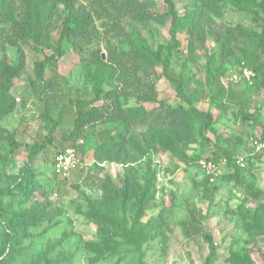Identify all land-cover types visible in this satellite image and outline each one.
Returning <instances> with one entry per match:
<instances>
[{
  "label": "rangeland",
  "instance_id": "374dc122",
  "mask_svg": "<svg viewBox=\"0 0 264 264\" xmlns=\"http://www.w3.org/2000/svg\"><path fill=\"white\" fill-rule=\"evenodd\" d=\"M9 1L21 18L26 10L23 0ZM42 1L44 44L25 40L22 30L8 23L0 0V76L19 68L9 81L14 109L0 122V264H206L209 242L202 234L184 230L193 210L204 216V230L213 235L214 264H234L235 253L241 264H264V196L253 200L249 195V190L264 192V150L255 149V142L264 138V89H255L258 79L230 83V96L218 102L208 66L210 54L222 59L224 53L215 30L222 34L231 28L238 40L222 62L227 71L223 83L231 73L252 68L250 53L264 31L263 0H252L246 11L230 0H200L191 33L178 32L181 51L170 52L172 68L186 82L182 97L163 75L160 63L140 65L132 51L133 42L140 40L152 50L172 42V17L164 0H74L72 10L61 0ZM173 1L182 16L193 2ZM71 14L88 15L86 35L91 37L79 35L76 47L65 43L63 56L47 64L45 80L52 88L45 95L38 64L54 53L64 19ZM98 59L112 66L114 77L86 109L97 118L79 137V152L87 165L60 178L53 172V156L72 144L75 102L96 97L93 74ZM161 105L175 110L192 105L210 112L219 133L242 138L238 156L244 165L239 175L232 177L235 170L200 137L199 120L194 123L197 141L180 145L194 160L190 163L170 150L150 147L145 141L147 127L125 133L128 109ZM105 129L114 130L117 137L125 135L108 149L92 133ZM207 136L216 142L214 134ZM38 143L45 147L31 161L32 147ZM141 150L148 153L142 156ZM109 155L120 160H105ZM129 157L133 162L123 163ZM205 160L219 167L211 182L219 189L211 194L202 186L200 162ZM150 177L155 178L156 195L141 219L133 211L135 200L124 204L123 197L116 209L106 207L109 182L122 197L128 178L143 184ZM161 220L164 226L158 229ZM148 235L156 238L148 240Z\"/></svg>",
  "mask_w": 264,
  "mask_h": 264
},
{
  "label": "trees",
  "instance_id": "16d2710c",
  "mask_svg": "<svg viewBox=\"0 0 264 264\" xmlns=\"http://www.w3.org/2000/svg\"><path fill=\"white\" fill-rule=\"evenodd\" d=\"M61 1L68 8H70L71 10L73 9L74 0ZM164 1L168 7V14L172 17L170 28L172 42L167 46H159L156 50H152L145 43V41L140 40L138 42H133L132 51L138 55L140 65H148L151 62L160 63L163 67V75L176 87L177 94L182 97L186 82L183 76L178 74L172 68L170 62V52L181 51L178 32L180 29H184L186 30V32L191 33L195 23L193 12L197 8L200 0H193L190 9L187 10V13L184 16H182L175 9L173 0ZM230 1L237 9L241 11L247 10V4L249 2L252 4L254 3L252 0ZM1 2L5 8V15L8 23H10V25L14 28L21 29L22 37L25 40H34L37 43H45L44 41H42L41 33L44 20L42 12V0H23L24 4L26 5V10L21 18L18 17L9 0H1ZM72 22L75 23V25H72ZM89 23L90 20L88 15L81 16L71 14L65 17L58 41V46L54 48V53L45 62L38 64V79H40L44 84L45 95H50V90L52 88L51 84L45 80L47 64H49L50 62H54L56 58L63 56L65 51V43H73V46L76 47L77 44L75 40L79 35L83 36V39L91 37V34H88V36L86 35V33L88 32L87 29ZM220 31L221 30L219 29L215 30V34L220 37V40L223 43V57L222 59H220L217 58L215 54H210L208 66L212 74L210 85L214 87V98L218 102H223L224 99L230 96L231 91L227 86H225L222 81V77L227 75V71L222 67V62L223 60H226V58L230 55L231 43L238 40V36L237 31L231 28H228L222 34ZM258 39V47L254 52L250 53V57L252 69L256 72L258 79L255 85V89L259 91L262 88L264 89V31L260 35H258ZM95 65L96 71L93 74V77L96 83L94 89L96 97L92 101L79 100L75 102L77 108V119L75 121V129L69 137V139L72 140V144L68 147H75L79 151H81L82 149V145L79 142V137H83V127L87 124L95 122L97 119L93 116L94 114H88V112H86V109L100 99L101 95L103 94L104 85L112 83L114 77V70L112 66L108 65L106 62L98 59ZM18 73L19 68H16L14 71L6 70L0 76V122L14 109V103L9 99L8 96V91L11 87V83L9 81L11 78L17 76ZM125 113V133L130 132L132 127L133 129L138 126L147 127L148 131L145 133V141L148 145H150V147L157 145L164 150H170L181 159L187 160V163H190L194 160H189L185 156V154H183L180 145L197 141V135L194 130V123L199 120L201 122L200 128L198 129L200 137L204 141L213 144L215 156H219L224 159L227 162L228 166L235 170V174L232 177H236L239 175L241 166L237 163V161L239 160L238 153L240 151V146L242 145L243 140L242 138L235 136L224 137L223 134L219 133L214 127L216 120L210 112L201 111L197 107L192 105H189L188 109L182 108L179 110L164 108L161 105L159 109H148L142 106L138 109H128ZM92 133L98 135L100 140L104 142L106 146H108V149H110L109 146H114V143H116L118 138L125 135V133H121L117 137L114 130L108 129L101 131H92ZM208 133H212L216 136L217 140L215 143H212L211 139L207 136ZM262 140H264V138ZM44 147V144H35L31 150L30 160L33 161L40 150H42ZM65 148L66 147L62 149ZM113 150L114 148H111L110 152H112ZM59 151L60 150H57L54 153L53 157H55V155ZM147 153V150H141L142 156L146 155ZM257 157L259 158V156ZM107 159L120 160V158H112V156L110 155L107 156L105 160ZM132 162L133 160H131V158L129 157V159L124 160L123 163ZM176 167L177 169L179 168V166ZM130 170L132 173L133 168H130ZM202 186L206 189V192L208 194L214 193L219 189L217 185L211 187L210 179L206 176L202 182ZM123 187V194L122 197H120V194L117 193L113 183L109 182V187L106 188V207H108L109 204L111 205V207L116 209L118 200L123 197L124 204L125 200H135L133 211L135 212L138 220L141 219L148 205L154 201L156 195L155 178H147L143 184H137L131 178H128ZM62 195H66L65 192L62 193ZM249 195L253 200H257L258 198L264 196V192L249 190ZM204 219L205 218L201 213L193 210L191 218L183 223L184 230H186L188 234H190L189 231H193L195 234H202L205 237L206 241H208L211 246V251L209 256L207 257L206 264H214L217 260V248L213 240V235L210 232L204 230V227L202 225ZM163 226V220H161L158 224V229H163ZM155 238V235L146 236V239L148 240H153ZM232 262L234 264H241L242 260L238 253L233 254Z\"/></svg>",
  "mask_w": 264,
  "mask_h": 264
},
{
  "label": "built area",
  "instance_id": "2783aa9c",
  "mask_svg": "<svg viewBox=\"0 0 264 264\" xmlns=\"http://www.w3.org/2000/svg\"><path fill=\"white\" fill-rule=\"evenodd\" d=\"M256 79V72L252 68L245 67L231 73L226 79L227 82H225V86H228L230 83H252ZM255 149L256 151L264 150V140H261L260 142L256 141ZM237 163L241 166L244 165L241 159H239ZM86 165L87 163L77 148L66 147L55 155L52 167L54 175L67 179L74 171L82 170ZM200 167L204 175L209 177L210 182L216 181L219 175V167L216 162L210 160L201 161Z\"/></svg>",
  "mask_w": 264,
  "mask_h": 264
}]
</instances>
